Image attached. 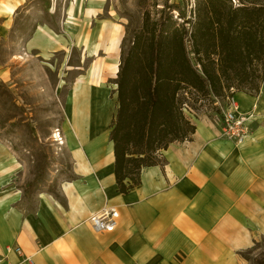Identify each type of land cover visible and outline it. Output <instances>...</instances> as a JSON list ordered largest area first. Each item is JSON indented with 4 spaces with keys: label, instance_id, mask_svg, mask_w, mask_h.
Segmentation results:
<instances>
[{
    "label": "crops",
    "instance_id": "obj_1",
    "mask_svg": "<svg viewBox=\"0 0 264 264\" xmlns=\"http://www.w3.org/2000/svg\"><path fill=\"white\" fill-rule=\"evenodd\" d=\"M35 1L0 0V86L15 88L25 77L46 85L51 61L75 48L73 23L63 34L58 25L28 29L19 22L22 14L53 18L59 0H43L36 11ZM74 12L70 7L69 18ZM101 28V42L86 50L103 56L87 79L74 80L64 101L74 178L60 189L6 184L19 163L0 142V256L19 246L32 262L11 253L9 264H246L242 254L264 237V85L259 95L235 94L239 112L255 114L243 145L222 138L208 115H189L193 139L169 146L165 165L144 169L141 186L122 195L110 140L116 97L104 84L116 79L122 32ZM111 208L119 213L116 230L95 232L90 218Z\"/></svg>",
    "mask_w": 264,
    "mask_h": 264
},
{
    "label": "trees",
    "instance_id": "obj_2",
    "mask_svg": "<svg viewBox=\"0 0 264 264\" xmlns=\"http://www.w3.org/2000/svg\"><path fill=\"white\" fill-rule=\"evenodd\" d=\"M120 48L110 140L117 189L126 195L141 186L144 169L165 165L169 146L193 139L190 112L208 101L220 115L218 101L239 92L259 95L264 0H196L191 12L164 6L157 17L145 13L136 29L127 26ZM45 173L42 166L26 189L44 182Z\"/></svg>",
    "mask_w": 264,
    "mask_h": 264
},
{
    "label": "rangeland",
    "instance_id": "obj_3",
    "mask_svg": "<svg viewBox=\"0 0 264 264\" xmlns=\"http://www.w3.org/2000/svg\"><path fill=\"white\" fill-rule=\"evenodd\" d=\"M42 1H35V11L42 10ZM195 3L196 0H59L57 5L51 6L53 14L50 15L53 18L45 14L37 16L36 13L29 18L19 15V22L22 20L28 29L49 23L52 26L58 25L60 33H65L73 23L76 30L72 29L71 35L77 37V42L75 48L69 47L64 59L62 55H57L51 61L46 85H31L30 79L25 77L15 88H11L10 84L0 86V142L11 146L12 154L19 163L18 170L13 172L6 184L13 183L17 189H26L28 184L35 181L42 166L46 168L44 182H40L35 189H60L63 183L74 178L71 156L65 145L59 146L53 141V134L59 129L65 141L64 101L74 80L87 79L98 56H103L94 50H86L101 42L102 26L107 24L115 32L120 29L122 43L127 26L131 30L139 27L145 13H150L152 18L157 17L164 6L171 5H179L191 12ZM70 7H76V12L73 13L75 17L69 18ZM173 14L174 18L178 17L177 11ZM118 60L120 64V58ZM114 81L112 78L105 80L109 95H113L117 89ZM58 85H61L59 92ZM114 96L116 99L113 108L116 109L117 94ZM205 104L206 107L201 111H192L190 115L195 117L205 112L215 123L217 114L208 101ZM242 257L246 264H262L264 237H259L255 246L243 253Z\"/></svg>",
    "mask_w": 264,
    "mask_h": 264
},
{
    "label": "built area",
    "instance_id": "obj_4",
    "mask_svg": "<svg viewBox=\"0 0 264 264\" xmlns=\"http://www.w3.org/2000/svg\"><path fill=\"white\" fill-rule=\"evenodd\" d=\"M216 106L219 107L221 111V114L217 115L215 121V123L220 126V136L233 142L237 146L243 145L251 135V124L255 120L254 112L248 114L240 113L235 95L227 97L225 101H218ZM53 141L59 146L65 145V141L63 140L59 129L55 130ZM118 218L119 213L116 209H105L101 214L92 216L90 218V224L93 230L97 233H111L117 228ZM11 253L32 262V259L25 257L21 247L7 246L5 249V255L0 256V264H9L7 255Z\"/></svg>",
    "mask_w": 264,
    "mask_h": 264
},
{
    "label": "bare ground",
    "instance_id": "obj_5",
    "mask_svg": "<svg viewBox=\"0 0 264 264\" xmlns=\"http://www.w3.org/2000/svg\"><path fill=\"white\" fill-rule=\"evenodd\" d=\"M114 48V50H115V47H113ZM113 72H114V74L115 75H117V71L119 70V60H118V58H115L114 59V61H113Z\"/></svg>",
    "mask_w": 264,
    "mask_h": 264
}]
</instances>
